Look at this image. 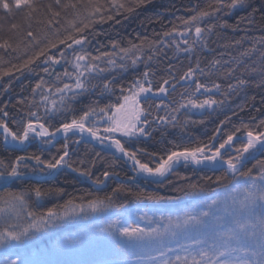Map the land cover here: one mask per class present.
<instances>
[{
  "label": "snow or ice",
  "instance_id": "1",
  "mask_svg": "<svg viewBox=\"0 0 264 264\" xmlns=\"http://www.w3.org/2000/svg\"><path fill=\"white\" fill-rule=\"evenodd\" d=\"M153 2L51 0L43 6L48 18L39 21L45 25L40 35L29 25L17 40H0L2 53L15 54L19 61L11 63L0 55V65L8 64L6 68L0 67L3 92L12 91L11 81H6L5 77L16 80L25 73H44L31 93V104L36 105V110H30L26 119L16 122L19 130H13L6 120L0 119L4 145L26 151L27 145L39 138L44 146L42 150L48 151L55 147L58 138L63 140L57 154L49 159L35 153L18 155L11 162L0 159V186L8 189L15 184L28 183L31 177L55 178L70 170L103 191L110 178H118L119 173L104 170L101 175L94 176V160L88 168L83 167V161L79 166H73L69 145H79L82 141H95L113 156L114 161L129 162L134 175L128 179L133 181L162 184L181 165L195 166L202 171L221 169L222 174L202 177L204 183L189 182L176 187L174 191L181 194L177 196L133 193L121 184L103 198L89 195L69 199L61 209L51 208L40 214L31 210L30 201L39 207L41 201L63 196L64 192L42 188L39 186L42 181L36 180L30 189L0 196V249L3 250L0 264H264V159L260 158L264 156V120L253 125L242 122L234 131L222 132L230 121V117H225L218 122L207 143L182 149L175 146L165 155L158 156L136 147L157 134L164 138L176 128L184 131L190 125H206L231 106L229 97L246 93L252 84L264 87V34L251 39L245 36L224 45L238 50V55H232L228 60L223 59L222 53L221 57L202 64L197 55L198 51L201 54L205 50L212 51L210 43L218 30L231 28L236 32L239 24H247L250 29L260 9H256L251 0H210L203 8L194 3L189 9L193 13L191 16L156 33L157 38L137 37L138 42L129 40L126 47L119 41H112V51L95 56L88 52L91 39L102 34L97 31V25L121 23L118 17L127 19ZM40 7L37 0H0L3 14L22 13L29 20ZM241 9H248L249 15L241 17L237 26L223 20V16ZM11 29L18 31L19 26L12 24ZM261 32L264 33V29ZM246 44L251 46L245 47ZM169 47L173 56L184 54L186 58H194L193 62L179 74L175 66L169 65L167 76L155 83V72L150 65L158 63L161 54L167 56L164 49ZM38 62L47 67L37 71ZM225 64L230 67L224 68ZM57 65L65 66L61 73H56ZM141 65L144 70L137 73ZM126 73H133V78L128 83H120L119 77ZM221 73L229 80L227 88L212 79ZM53 76L54 82L44 78ZM233 79L235 83L231 82ZM173 93L178 99L172 98L168 102L161 99L156 103V98H168ZM217 93L222 98H216ZM85 96H112L115 102L101 106L99 99L90 100L77 111L76 102ZM7 108V104L0 107L4 117L8 116ZM40 109H43V115ZM240 110H244V105ZM192 114L200 118L191 119ZM121 137L126 139L122 141ZM142 155L151 156L155 166L142 162ZM253 161L255 163L249 167ZM209 184L215 185L211 193L206 192ZM120 195L154 202L167 200L173 204L182 196L188 198L189 207L176 214L143 212L138 214L143 225L130 224L121 214L71 238L57 236L53 231L77 218H104L116 207ZM120 207L127 209V205ZM44 233L53 237L52 247L33 252L34 242ZM103 244L112 245L111 254L115 259L37 258V255L80 254L92 245Z\"/></svg>",
  "mask_w": 264,
  "mask_h": 264
},
{
  "label": "trees",
  "instance_id": "2",
  "mask_svg": "<svg viewBox=\"0 0 264 264\" xmlns=\"http://www.w3.org/2000/svg\"><path fill=\"white\" fill-rule=\"evenodd\" d=\"M50 2L51 0H37V3L41 5V7L33 14V18L31 20H29L26 15L22 13H17L15 16H7L0 11V40L5 38L17 40L19 35H22V33L28 29L29 25H31V29L35 33L40 35L42 30L45 29V25L39 21H44L48 18L46 15V8L43 6ZM209 2L210 0H154L153 4L148 5L146 8H140L136 13L132 14L127 19L118 17L117 19L122 20L121 23L97 25V31L102 34L98 35L95 39H91L90 37L91 43L88 45L87 50L91 53V55L95 56L100 54V52L112 51L110 47V43L112 41H119L126 47L127 41L129 40L138 42L137 37L140 39L157 38L156 33L170 29L173 24H178L181 18L191 16L193 13L189 11V9L193 7L194 3L203 8L206 7ZM251 2L256 9H260V11H257L255 14V24L250 29L247 24H239V31L236 32H233L231 28L222 31L218 30V34L212 38L210 43L212 51L209 52L205 50L202 54L199 51L197 53V55L201 58L202 64L207 63V61L212 58L221 57L222 53L224 54L223 59H231L232 55H238V50L236 48H225L224 45L234 41L235 39H242L245 36L251 39V37H259L264 34L261 32V29H264V0H251ZM248 15V9H241L233 12L229 16H223V20L229 25L237 26L241 17ZM12 24H17L19 26L18 31H13L11 29ZM250 46V44L245 45V47ZM164 52H167L168 55L164 56L161 54L159 62H153L150 65L152 70L155 72V77L153 78L155 83H158L160 78L167 76V69L169 65L175 66V70L177 74H179L184 71L194 59L192 57L186 58L184 54L173 56L171 47L165 48ZM0 55H4L5 60L10 61L11 63L19 62L15 58V54H3L2 50H0ZM0 67L6 68L8 67V64L5 63L0 65ZM33 67L37 66L34 65ZM42 67H47V65H39L37 71H39ZM64 67V65L55 66L56 73H61ZM228 67H230V65H224V68ZM143 70L144 67L141 65L136 72H142ZM133 75V73L124 74L119 77V82L128 83L133 78ZM42 76H44V73L39 71V75L25 73L16 80L5 77L6 81H11L12 83V91L9 93L3 92L2 89L4 85L0 84V107L5 104L8 105V108L6 109L8 111V116L4 117L3 114L0 113V119L6 120L9 123V127L13 128V130H19V125L16 122L26 119V114L30 110H36V105L31 104V93L35 84ZM44 78L54 82V76ZM201 79L205 82H209L205 77H201ZM212 79L227 88L229 80L223 78L222 73L219 77L214 76ZM231 82L235 83L236 81L233 79ZM172 98L178 99V96L173 93L170 94V97L168 98L158 97L156 98V103H159L161 99L168 102ZM216 98L219 99L222 98V96L217 93ZM95 99L100 100L101 106H104V104L108 102H115V97L112 96H85L76 102V110L79 111L85 107L90 100ZM229 99L231 100V106L226 107L224 111L210 119L206 125H190L184 131H181L180 128H176L174 130H170V134L164 138H161V136L157 134L153 139L145 140L136 144V147L145 149L148 153H156L158 156L165 155L167 152L173 150L175 146L182 149L184 147H194L197 143H207L209 138L214 134L218 122L223 120L225 117H230V121L225 124L222 132L234 131L235 127H238L242 122L253 125L258 123L260 120H264V87H256L255 84H252V86L247 89L246 93L233 95L229 97ZM241 105H244L243 111L240 110ZM40 114L43 115V109H40ZM199 118L200 117L196 114L191 115V119L198 120ZM239 135L240 137H243V133H240ZM121 139L123 141L126 138L121 137ZM217 139H219V137ZM62 143L63 140H58L55 147L48 151H43L42 149L44 146L40 144L38 139H36L27 145L26 151H22L6 147L3 142V137L0 135V159L11 162L18 155H31L34 153L42 155L45 159H49L52 155L57 154V149L61 148ZM125 146L131 147L130 144H126ZM69 147L70 151L73 153V166H79L81 161H83V167L88 168L89 163L94 160L96 162V167L92 169L94 176H99L104 170H107L118 172L119 177L110 178V183L107 187L103 191H99L91 183V181L86 180L83 177H79L76 173L71 172L70 170H65L63 174L58 175L55 178L41 176L31 177L28 183H19L8 189L0 190V196H4L11 191L20 192L30 189L36 181L34 178H39L40 181H42L39 185L42 188L62 189L64 192L63 196L48 197L40 202L39 207L36 203L32 201L29 202L31 210L40 214L51 208H57L58 210L61 209L69 199L79 198L82 196L87 197L89 195H98L103 198L105 194H109L111 192L112 188L120 186L121 184L133 193L177 196L181 194L174 191L176 187L185 186L189 182L194 183L199 181L200 183H204V180L201 179L202 177H216L222 174L221 169H216L214 171L204 169L202 171L194 166L184 167L181 165L177 170H175V173H171V175L162 184L145 183L141 180L133 181L128 179V177L134 175L131 171V164L123 159L114 161L113 156L107 150L102 149L101 146L91 142L85 143L82 141L79 145L70 144ZM96 153H100V155L96 156ZM260 158L264 159V156H261ZM140 159L142 162H148L150 166H155V162L151 156L142 155L140 156ZM253 163L255 162H250L249 167H251ZM169 181L171 182L169 183ZM214 187L215 185H207L206 192L211 193V190ZM121 205H127V209L121 208ZM187 207H189L188 198H184L182 196L181 200H178L175 204H173L167 200L154 202L147 199L136 200L132 196L120 195L116 199V207L111 209L110 212L100 220L107 219L109 216L113 215L128 214L141 210H159L168 214L174 212L172 210L177 211V209H185ZM132 222L134 223L133 220ZM40 247L41 245H35V248L33 249L39 250Z\"/></svg>",
  "mask_w": 264,
  "mask_h": 264
},
{
  "label": "rangeland",
  "instance_id": "3",
  "mask_svg": "<svg viewBox=\"0 0 264 264\" xmlns=\"http://www.w3.org/2000/svg\"><path fill=\"white\" fill-rule=\"evenodd\" d=\"M170 175H171V173L169 174V176ZM168 177H166V179ZM183 210L184 209H182V208L177 209V211L172 210L174 212H171V213L176 214V213L182 212ZM143 212H147L149 215H153V214H159L163 211L141 210V211H134L132 213L123 214V215H125L127 217L128 223L143 225V222L139 220V215H138V214H142ZM163 213H165V212H163ZM117 216H119V215L109 216L107 219H104V220H100V219H98V220H93V219L85 220V219L77 218L76 221L70 222V223L66 224L64 227H62L60 229L53 230V231L55 233H57V236H64V237L71 238V237L76 236L77 234H81L84 232L91 231L95 226L103 225V224L107 223L108 220L116 219ZM132 220L134 221V223L132 222ZM69 228H70V230H69ZM35 245H41L40 249L39 250L33 249V248H35ZM52 245H53V237L48 233H44V234H41L40 239H38L37 241L34 242L32 250L34 252L38 253L41 250L52 247ZM111 251H112V245H110V244L92 245L87 251L80 253V254H70V255H65V256H61V257H43V256L37 255V258H40V259H44V258L60 259V260H67V261H101V260L115 259L116 257L111 254ZM2 259H3V250L0 249V260H2Z\"/></svg>",
  "mask_w": 264,
  "mask_h": 264
},
{
  "label": "water",
  "instance_id": "4",
  "mask_svg": "<svg viewBox=\"0 0 264 264\" xmlns=\"http://www.w3.org/2000/svg\"><path fill=\"white\" fill-rule=\"evenodd\" d=\"M39 139V138H38ZM60 139H62V138H58V140H60ZM91 143H94V144H97L95 141H91ZM97 145H99V144H97ZM100 146V145H99ZM10 148V147H9ZM195 167V166H194ZM34 179H36V180H40L39 178H34ZM166 179V178H165ZM43 180V179H42ZM4 188L2 187V186H0V190H3Z\"/></svg>",
  "mask_w": 264,
  "mask_h": 264
}]
</instances>
